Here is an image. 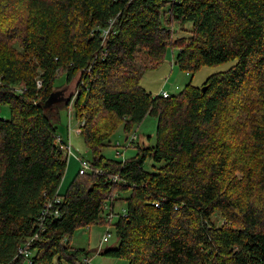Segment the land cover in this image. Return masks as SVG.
<instances>
[{"label": "trees", "instance_id": "obj_1", "mask_svg": "<svg viewBox=\"0 0 264 264\" xmlns=\"http://www.w3.org/2000/svg\"><path fill=\"white\" fill-rule=\"evenodd\" d=\"M175 48L189 75L235 65L165 99L141 82ZM62 76L77 94L48 104ZM72 104L91 167L62 195ZM148 117L155 144L123 160L118 128ZM95 225L128 264H264V0H0V264L32 239L31 264L90 262L70 242Z\"/></svg>", "mask_w": 264, "mask_h": 264}, {"label": "rangeland", "instance_id": "obj_2", "mask_svg": "<svg viewBox=\"0 0 264 264\" xmlns=\"http://www.w3.org/2000/svg\"><path fill=\"white\" fill-rule=\"evenodd\" d=\"M178 54L177 49L174 51H169L166 61L163 65L156 69L148 70L142 79L141 85L147 91L153 93L154 95H160L159 92H167L170 95H176L181 93L187 85L192 83V85L202 88V86L207 82V80L213 75L226 72L231 69L235 65L234 62H229L216 67H204L200 71H198L194 75H189L187 72L182 71L179 67L176 66L173 59ZM76 77L73 82L67 86L66 77H60L55 84L57 88H64L66 97H70L74 92L76 93V85H77ZM179 88V90L176 89ZM76 96V95H75ZM4 116L9 117L10 110L6 108L4 110ZM67 112L64 110L62 112V122L59 126V134L62 135L68 144L72 145L74 155L79 158H84L86 160L91 159V154L89 150L86 148V144L81 133H77L79 131L80 121H76L74 117H72V127L73 131L70 134L69 132V118L67 117ZM158 121L155 118L148 117L142 125H140L135 131L139 137L138 143L141 147L152 146L156 142V131H157ZM77 131V132H76ZM134 134V133H133ZM132 134L126 136L123 127H119L118 131L114 137V142H120L122 146L127 147L125 142H128L131 138ZM121 149L125 156L123 160L130 159L137 154L136 146L127 149ZM115 148H110L104 152L107 157L114 158L116 157ZM75 156L69 157V163L66 175L63 179L62 191L61 194L65 195L70 188L71 184L77 179L78 173L80 170V163L77 161ZM145 169L148 171H153V163L150 159L147 160L145 164ZM126 197V196H123ZM125 204L124 202H119L116 204L115 213L122 214L124 211ZM109 228V229H108ZM110 231L112 237L108 243H105L101 246V242L103 237ZM71 245L76 248L86 249L90 252L91 264H128V262L120 259H113L107 257L105 255H100L96 251L101 246V250H108L111 248H117L119 245V241L114 234V230L111 227H106L104 225H95L90 230L89 229H80L78 230L74 236L71 238ZM85 257L81 258L83 261Z\"/></svg>", "mask_w": 264, "mask_h": 264}, {"label": "built area", "instance_id": "obj_3", "mask_svg": "<svg viewBox=\"0 0 264 264\" xmlns=\"http://www.w3.org/2000/svg\"><path fill=\"white\" fill-rule=\"evenodd\" d=\"M105 34L107 35L108 32H105ZM176 89L179 90L178 87H176ZM160 95L163 98H165V99H168V98H170V97L173 96V95H170L169 93L163 92V91L161 92ZM72 117H74L73 104L69 108V132H70V134L73 131V127H72ZM79 123H80L81 126L79 127V131L78 132L76 131L77 133H81V128L85 125L84 122H79ZM138 140H139L138 135L136 133L132 134L131 138L126 143L127 148H131V147L135 146V143ZM62 148L67 152L68 158L70 156H75L74 153H73V149H72L73 147H72L71 144L64 145ZM76 159L80 163V166H81V168H80V174L81 175L86 174V172H88L90 170V167H91L90 163L86 159L79 158L78 156L76 157ZM55 202L56 203H60L61 200L58 198V199H56V201L51 200L47 204L46 209L44 210V212L42 214V217L39 219L41 228H44L45 227L44 223L47 221V217H49L50 211H52V209H54ZM110 239H111V234L107 233L103 237L101 244L103 245L105 243H108L110 241ZM33 240L34 239L30 240L28 243H26L25 245H23L22 247H20V249L18 251V256L19 257H24L30 264L32 262V256H33V253L30 250V245L33 242ZM83 264H90V262L87 259H83Z\"/></svg>", "mask_w": 264, "mask_h": 264}, {"label": "water", "instance_id": "obj_4", "mask_svg": "<svg viewBox=\"0 0 264 264\" xmlns=\"http://www.w3.org/2000/svg\"><path fill=\"white\" fill-rule=\"evenodd\" d=\"M206 89V88H204ZM69 97H66L65 95V91L63 92H59V93H53L50 97V99L48 100V104H53V103H56V102H69Z\"/></svg>", "mask_w": 264, "mask_h": 264}, {"label": "crops", "instance_id": "obj_5", "mask_svg": "<svg viewBox=\"0 0 264 264\" xmlns=\"http://www.w3.org/2000/svg\"><path fill=\"white\" fill-rule=\"evenodd\" d=\"M173 61H174V59H173ZM158 94H161V93L159 92Z\"/></svg>", "mask_w": 264, "mask_h": 264}]
</instances>
